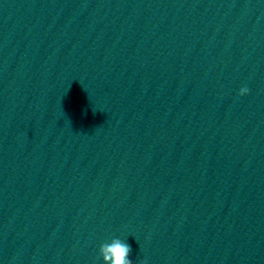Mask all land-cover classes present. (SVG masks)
I'll use <instances>...</instances> for the list:
<instances>
[{
  "label": "clouds",
  "instance_id": "obj_1",
  "mask_svg": "<svg viewBox=\"0 0 264 264\" xmlns=\"http://www.w3.org/2000/svg\"><path fill=\"white\" fill-rule=\"evenodd\" d=\"M248 93L247 87H241L239 90L240 96H245ZM130 252V245L118 238L112 239L110 243L101 244L99 248L104 264H133V261L129 259Z\"/></svg>",
  "mask_w": 264,
  "mask_h": 264
}]
</instances>
